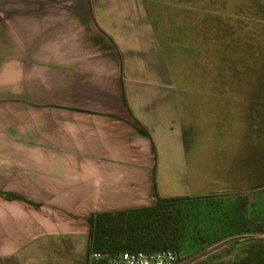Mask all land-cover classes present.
Here are the masks:
<instances>
[{"label": "crops", "instance_id": "crops-1", "mask_svg": "<svg viewBox=\"0 0 264 264\" xmlns=\"http://www.w3.org/2000/svg\"><path fill=\"white\" fill-rule=\"evenodd\" d=\"M260 1L0 0V264H86L90 217L197 192L195 106L233 98L254 152Z\"/></svg>", "mask_w": 264, "mask_h": 264}, {"label": "rangeland", "instance_id": "rangeland-1", "mask_svg": "<svg viewBox=\"0 0 264 264\" xmlns=\"http://www.w3.org/2000/svg\"><path fill=\"white\" fill-rule=\"evenodd\" d=\"M260 8L264 13V0ZM239 19L245 52L252 43L256 57L253 68L260 76L259 109L253 114L259 121L258 143L252 152L248 143L251 136L242 135L238 125L241 114L233 106V98H224L230 102L220 107H215L214 100L212 111L192 108L195 131L194 136L187 133L186 147L190 155H197L202 176L191 179L198 190L182 207L185 222L178 253L189 259L188 264H264V236H228L252 233L264 226V16ZM243 67L247 71L251 66ZM244 191L251 193L252 204H246ZM98 264L110 262L106 259Z\"/></svg>", "mask_w": 264, "mask_h": 264}, {"label": "trees", "instance_id": "trees-1", "mask_svg": "<svg viewBox=\"0 0 264 264\" xmlns=\"http://www.w3.org/2000/svg\"><path fill=\"white\" fill-rule=\"evenodd\" d=\"M5 197L26 202L14 194ZM189 200L188 197H157L151 208L90 217L87 220L88 255L99 253L111 257L123 252H179L185 222L182 207Z\"/></svg>", "mask_w": 264, "mask_h": 264}, {"label": "built area", "instance_id": "built-area-1", "mask_svg": "<svg viewBox=\"0 0 264 264\" xmlns=\"http://www.w3.org/2000/svg\"><path fill=\"white\" fill-rule=\"evenodd\" d=\"M108 260L110 264H188L189 259L182 257L178 252L171 250L137 253H118L107 257L99 253L88 255L86 264H98L102 260Z\"/></svg>", "mask_w": 264, "mask_h": 264}, {"label": "flooded vegetation", "instance_id": "flooded-vegetation-1", "mask_svg": "<svg viewBox=\"0 0 264 264\" xmlns=\"http://www.w3.org/2000/svg\"><path fill=\"white\" fill-rule=\"evenodd\" d=\"M249 195H251V193L249 191H244L243 192V198L247 196V202L246 204H252L254 199H251L249 197ZM228 236H264V226H260V228H255L254 232H239L236 234H230ZM250 239V238H249ZM248 238H245V240H249Z\"/></svg>", "mask_w": 264, "mask_h": 264}]
</instances>
